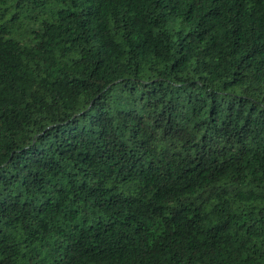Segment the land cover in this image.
Instances as JSON below:
<instances>
[{"label": "trees", "instance_id": "obj_1", "mask_svg": "<svg viewBox=\"0 0 264 264\" xmlns=\"http://www.w3.org/2000/svg\"><path fill=\"white\" fill-rule=\"evenodd\" d=\"M0 264H264V0H0Z\"/></svg>", "mask_w": 264, "mask_h": 264}]
</instances>
